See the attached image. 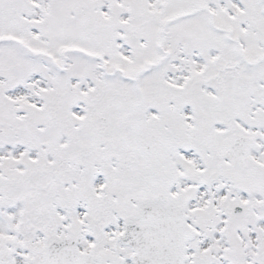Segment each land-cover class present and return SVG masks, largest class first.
<instances>
[{"label": "snow or ice", "instance_id": "1", "mask_svg": "<svg viewBox=\"0 0 264 264\" xmlns=\"http://www.w3.org/2000/svg\"><path fill=\"white\" fill-rule=\"evenodd\" d=\"M0 264H264V0H0Z\"/></svg>", "mask_w": 264, "mask_h": 264}]
</instances>
